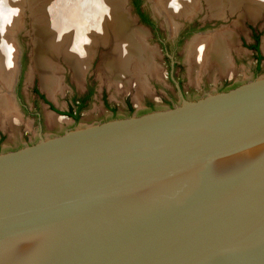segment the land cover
<instances>
[{"label": "water", "instance_id": "water-1", "mask_svg": "<svg viewBox=\"0 0 264 264\" xmlns=\"http://www.w3.org/2000/svg\"><path fill=\"white\" fill-rule=\"evenodd\" d=\"M168 55L179 103L0 151V264H264V74L189 98Z\"/></svg>", "mask_w": 264, "mask_h": 264}, {"label": "rangeland", "instance_id": "rangeland-1", "mask_svg": "<svg viewBox=\"0 0 264 264\" xmlns=\"http://www.w3.org/2000/svg\"><path fill=\"white\" fill-rule=\"evenodd\" d=\"M20 1H13L12 4L21 6L24 2L22 7L29 5L24 26L16 34L15 39L17 48L19 47L17 58L21 66L19 67L17 60L18 69L15 72L13 87L6 90L2 88L3 83H0L3 92L9 95L12 93L11 97H13L16 110L13 116L0 111V151L33 143L39 139L40 131L44 135L53 136L72 126L100 122L133 113L141 114L179 103L178 89L170 78L171 58L168 54L174 55L176 60L174 75L189 98H198L212 91L228 89L264 74V15L252 19L245 7L246 0L241 4L242 7L234 11L231 10V1L224 4L223 16L213 14L210 1L215 0H199L200 5L196 14L174 17L179 23L177 32L173 29L172 18L166 12L160 14L156 9L158 0H143V8L149 11L155 19V29L139 20L132 0L127 3L123 0H111L115 5H119L118 12H125L128 20L132 21V25L145 32L147 45L154 49V62L158 71L148 73L147 89L140 88L137 71L134 69L121 76V82H111L102 69L105 58L114 50L115 44L110 38V40L98 42L95 53L89 57V65L82 82L77 80L71 64H68L63 56H58L56 60L58 69L55 75L60 80L61 89L56 94L49 95L41 84V71L36 65L35 55L36 45L39 42L38 29L45 23V7L46 9L57 8L58 3L55 0ZM66 1L72 2L71 0ZM38 6L40 11L36 13ZM51 12L52 10L49 11ZM251 28L261 36L260 46L263 59L259 64L260 67H258L257 53L251 48L253 44ZM227 29L233 31L236 38L230 43L232 69L224 71L213 61L204 66L193 55H189V45L196 38ZM159 39H162L163 43L169 47L167 51ZM90 85L94 86L95 93L88 106L79 114V120L62 114L61 112L68 111L75 95L81 94ZM34 87L38 88L57 110L52 109L35 92ZM104 93H106L109 106L105 105ZM129 103L132 104V111L128 106Z\"/></svg>", "mask_w": 264, "mask_h": 264}, {"label": "bare ground", "instance_id": "bare-ground-1", "mask_svg": "<svg viewBox=\"0 0 264 264\" xmlns=\"http://www.w3.org/2000/svg\"><path fill=\"white\" fill-rule=\"evenodd\" d=\"M13 1L16 0H0V83H3L2 88L6 90L15 80L19 59V47L17 48L15 39L24 26L26 10L29 7L28 4L22 7L24 2L21 6H14ZM71 1L55 0L58 3L57 8L45 7V23L38 29L39 42L36 45L35 62L41 71V84L49 95H54L61 89L60 80L55 75L58 56H63L71 64L77 80L82 82L89 65V57L95 53L98 42L110 38L114 41V50H111L112 53L101 65L111 82H121V76L134 69L137 71L140 88L147 89L148 73H156L158 67L154 62V49L145 41V32L135 28L125 12H118L119 5L112 3L113 0ZM230 1L231 10L234 11L242 7L244 0L210 1L213 14L223 16L224 4ZM199 5V0H158L156 9L160 14L166 12L172 18L173 29L177 32L179 23L174 17L196 14ZM245 7L252 19L264 15V0H246ZM39 11L38 6L36 13ZM235 39V34L229 29L206 34L191 42L189 55H193L204 66L213 61L226 71L233 64L230 43ZM10 94L0 92V111L13 116L16 107L12 93Z\"/></svg>", "mask_w": 264, "mask_h": 264}, {"label": "flooded vegetation", "instance_id": "flooded-vegetation-1", "mask_svg": "<svg viewBox=\"0 0 264 264\" xmlns=\"http://www.w3.org/2000/svg\"><path fill=\"white\" fill-rule=\"evenodd\" d=\"M135 1L136 0H132V3H133V6L136 10V13L138 14L139 20L142 23L146 24L148 27L155 29V26H156L155 19L153 18V15L149 11H147L146 9L143 8V0H138L140 11H138L137 7H135ZM251 34H252V38H253V43H255V36H256V34H259V33L256 32V30H254L253 28H251ZM159 41H160L161 45L163 46V48L167 51L169 49V47L166 46L165 43H163L162 39H159ZM260 42H261V36H260ZM260 52H261V46H260ZM175 66H176V63H175ZM170 72H171V63H170ZM170 78H171V74H170ZM171 81H172V79H171ZM34 89H35V87H34ZM94 93H95L94 86L93 85L88 86L81 94L75 95V99L72 101L71 105L69 106V109L71 108L74 111V113L80 114L88 106V104H89L91 98L93 97ZM45 98H46V100L44 98H42V99L45 102H47L51 108L53 107L52 109H54L55 108L54 105L48 100V98L46 96H45ZM103 99H104L105 105L109 106L110 104L108 103L106 93L103 94ZM128 106H129V108H130V106L132 108V104L130 105V103H129Z\"/></svg>", "mask_w": 264, "mask_h": 264}, {"label": "trees", "instance_id": "trees-1", "mask_svg": "<svg viewBox=\"0 0 264 264\" xmlns=\"http://www.w3.org/2000/svg\"><path fill=\"white\" fill-rule=\"evenodd\" d=\"M135 7H137L138 11H140L138 0L135 1ZM251 46H252L251 48L254 49L257 52L258 67H260L259 64H260V62L263 59V56H262V54L260 52V34H256L255 43H253ZM34 90H35L36 93H38L42 98H44L46 100L44 94L40 93L38 88L35 87ZM55 110H57V109H55ZM113 110H115V109H113ZM130 110L132 111L131 106H130ZM61 113L65 114V115H68L70 117H73L77 121L79 120V114L78 113H74V111L71 108L68 111H64V112H61Z\"/></svg>", "mask_w": 264, "mask_h": 264}]
</instances>
